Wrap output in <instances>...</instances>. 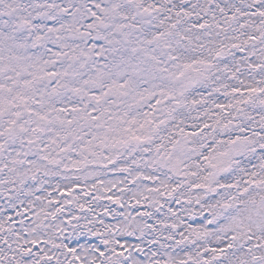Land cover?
Returning <instances> with one entry per match:
<instances>
[{
	"label": "snow or ice",
	"instance_id": "1",
	"mask_svg": "<svg viewBox=\"0 0 264 264\" xmlns=\"http://www.w3.org/2000/svg\"><path fill=\"white\" fill-rule=\"evenodd\" d=\"M0 264H264V0H0Z\"/></svg>",
	"mask_w": 264,
	"mask_h": 264
}]
</instances>
